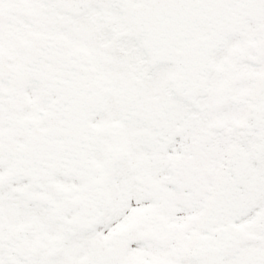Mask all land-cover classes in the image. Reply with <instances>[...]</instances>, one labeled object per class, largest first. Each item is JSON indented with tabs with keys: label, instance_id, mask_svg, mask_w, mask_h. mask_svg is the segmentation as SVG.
<instances>
[{
	"label": "snow or ice",
	"instance_id": "obj_1",
	"mask_svg": "<svg viewBox=\"0 0 264 264\" xmlns=\"http://www.w3.org/2000/svg\"><path fill=\"white\" fill-rule=\"evenodd\" d=\"M0 264H264V0H0Z\"/></svg>",
	"mask_w": 264,
	"mask_h": 264
}]
</instances>
